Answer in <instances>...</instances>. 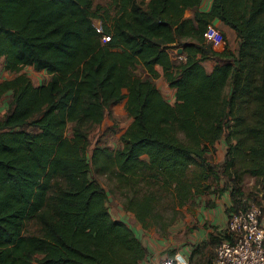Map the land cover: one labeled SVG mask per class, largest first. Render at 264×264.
<instances>
[{
    "label": "trees",
    "instance_id": "trees-1",
    "mask_svg": "<svg viewBox=\"0 0 264 264\" xmlns=\"http://www.w3.org/2000/svg\"><path fill=\"white\" fill-rule=\"evenodd\" d=\"M200 1L0 0V57L16 73L0 81V99L10 95L0 115V264L145 257L88 174L89 130L121 102L132 118L122 145L98 139L91 164L144 229H166L174 218L165 222V209L175 214L199 195L229 190L228 217L247 208L246 176L264 183V0H212L208 12L186 18ZM214 18L236 32L235 52L226 42L215 51L203 37ZM157 65L175 89L173 104L153 81ZM24 66L46 70L49 80L34 85ZM220 140L224 158L214 163L206 152ZM217 241L211 235L208 244Z\"/></svg>",
    "mask_w": 264,
    "mask_h": 264
},
{
    "label": "crops",
    "instance_id": "crops-1",
    "mask_svg": "<svg viewBox=\"0 0 264 264\" xmlns=\"http://www.w3.org/2000/svg\"><path fill=\"white\" fill-rule=\"evenodd\" d=\"M211 4L212 0H201L198 6L190 8L186 11L185 17L193 18L195 11L208 12L211 8ZM210 23L217 30V35L211 41H208L212 48L215 51H221L224 48V42H226L228 49L235 52L238 47V38L234 29L226 25L218 18L212 19ZM98 27H100V23H98ZM172 58L174 62H178L183 60L184 56L179 55L178 57L173 56ZM202 64L207 71L212 70L213 62L211 60L204 61ZM156 70L158 72V76L154 78L153 81L158 90L162 93L165 100L170 104H173L176 100L175 89L168 85L163 76V70L161 66L157 65ZM146 76L147 75L144 77ZM122 105H124V103ZM112 112H117L116 105L112 106ZM128 118L130 123L132 118ZM119 143L120 144L117 146V148L122 145L121 140H119ZM216 146L221 147L225 151L224 140L218 141L215 147ZM93 147L94 146H92V148ZM261 200V206L263 209L261 222L264 228V197ZM209 201L213 203L212 206H208ZM230 205L231 200L229 196V190L223 191L220 195L211 193L209 195H199L189 199L184 205V208L186 209L184 210V218L175 225L181 226L187 231V239L185 240L184 238V241L179 243V245L175 244L173 247H171L176 249V251L171 249L172 251L169 254H166V252L164 253V250H166V247L168 248L171 240L164 238L162 235L160 236L158 229L155 227L144 229L142 225L134 218L133 214L125 211L121 204L120 206L123 210L121 213L118 211H113V208H109V211L114 219L121 220L125 222L132 230H136H134L135 235L139 238L142 245L146 249V255L139 262V264H159L164 257L173 255L175 252H180L186 258H188L191 253L193 254L196 252L195 249L199 246L198 244L205 243L207 245L211 235L218 237L217 242H219L228 223L229 217L226 212V208ZM125 213H127L128 216H126ZM173 227V225L168 226L165 229L166 232H169ZM183 249H185V251Z\"/></svg>",
    "mask_w": 264,
    "mask_h": 264
},
{
    "label": "rangeland",
    "instance_id": "rangeland-1",
    "mask_svg": "<svg viewBox=\"0 0 264 264\" xmlns=\"http://www.w3.org/2000/svg\"><path fill=\"white\" fill-rule=\"evenodd\" d=\"M96 4H101V5H108V0H94V5ZM96 25H98V21H94ZM5 64V59L4 57H0V81L4 79H10L13 76L16 75V73L8 71L4 68ZM22 73L26 74L32 81L34 85H39V84H44L46 83L50 75L46 72V70H38L35 69L32 66H24L21 70ZM136 72L140 74L141 76H145L144 71L142 70L141 67H138ZM9 93L4 95L0 99V115H3L5 111L7 110L8 107V101H9ZM123 103H118L116 105L117 112H112V109L108 112H106L105 117L103 121L95 126H92L89 130L88 136H89V145L86 150V158L88 162L90 163V169H89V177L91 179L96 180L98 183H100L106 190L107 193V206L108 208H113V211H118L122 212L123 210L121 209V202H120V197L118 194H114L110 191V182L108 178L104 175H99L94 172L91 164V150L92 146L95 145L96 141L100 139L102 143H105L109 145L111 148L115 147L120 144V135L124 132L125 128L129 125V118L125 112L124 105ZM72 131V125L69 124L67 129H66V134L68 136L71 135ZM220 143V142H219ZM206 157L210 159V161L214 163H220L223 158H224V150L221 147H213V148H208L206 152ZM219 159V160H218ZM220 185H223L222 179L219 181ZM244 192L248 194V201H247V207L251 205H259L261 206L262 204V198L264 197V184L262 181L256 178H250V176H246V180L244 183ZM172 205L169 206L168 209H165L163 212L164 216V221L167 222L171 218H174L173 221L168 225H173L174 227L168 232L162 231V229H158V233H160V236L162 235L164 238H168L171 240V243L169 244L168 248L166 247V250H164V253L169 254L172 250L176 251V249H173L175 244L179 245L182 241L187 239V231L184 230L181 226H175L181 219L184 218V206H176V212L175 214L173 213L172 210ZM175 206V205H174ZM117 207V209H116ZM262 207V206H261ZM189 210V209H187ZM114 212V213H115ZM126 216H128L127 213H125ZM167 226V227H168ZM166 227V228H167ZM135 228V227H134ZM26 230L29 232H36V226L34 224V221L31 220L29 223L26 225ZM135 230V229H134ZM133 230V231H134ZM136 231V230H135ZM185 235V237H184ZM218 242L216 243V245ZM199 248L195 253H191L190 256H188V262L189 264H209L213 258H214V253H215V247H211L209 244L205 243H200L198 244ZM175 248V247H174ZM172 249V250H171ZM178 249V248H177ZM185 251V249H183Z\"/></svg>",
    "mask_w": 264,
    "mask_h": 264
},
{
    "label": "built area",
    "instance_id": "built-area-1",
    "mask_svg": "<svg viewBox=\"0 0 264 264\" xmlns=\"http://www.w3.org/2000/svg\"><path fill=\"white\" fill-rule=\"evenodd\" d=\"M217 35L216 28L209 23L203 37L211 41ZM102 37V41L107 40ZM263 209L251 205L244 210L230 214L225 228L227 238H223L215 247L214 259L210 264H264V228L262 226ZM159 264H189L180 252L164 257Z\"/></svg>",
    "mask_w": 264,
    "mask_h": 264
},
{
    "label": "water",
    "instance_id": "water-1",
    "mask_svg": "<svg viewBox=\"0 0 264 264\" xmlns=\"http://www.w3.org/2000/svg\"><path fill=\"white\" fill-rule=\"evenodd\" d=\"M181 51H182L181 48L177 49V53H181Z\"/></svg>",
    "mask_w": 264,
    "mask_h": 264
}]
</instances>
